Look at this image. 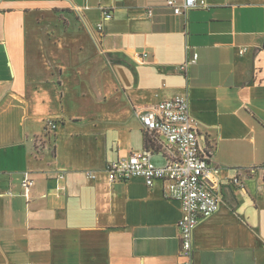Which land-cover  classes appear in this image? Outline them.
Segmentation results:
<instances>
[{
	"label": "crops",
	"instance_id": "0c3cea01",
	"mask_svg": "<svg viewBox=\"0 0 264 264\" xmlns=\"http://www.w3.org/2000/svg\"><path fill=\"white\" fill-rule=\"evenodd\" d=\"M65 11L86 40L59 64L31 27ZM71 93L85 113L69 111ZM177 95L222 177L220 208L195 228L188 258L165 181L106 171L146 147L138 113ZM252 165H264V0H197L182 14L166 0H0V264H264V173L243 171Z\"/></svg>",
	"mask_w": 264,
	"mask_h": 264
},
{
	"label": "built area",
	"instance_id": "2783aa9c",
	"mask_svg": "<svg viewBox=\"0 0 264 264\" xmlns=\"http://www.w3.org/2000/svg\"><path fill=\"white\" fill-rule=\"evenodd\" d=\"M206 4L205 1L202 2ZM197 0H166V7L175 14L196 6ZM105 18L111 17L108 9L103 11ZM150 13L152 10L150 9ZM103 23L98 24V30ZM245 49L242 50V52ZM144 55H137L139 61ZM198 54L186 61L181 69L185 70L192 62H196ZM143 131L149 139V145L131 152L126 157H119L106 166L111 181H126L142 177L148 187L155 181L163 179L168 198L178 199L182 205V216L178 222L181 237L180 256L191 257L193 251L194 231L199 222L216 212L222 202V177L220 168L211 159V151L201 143L196 120L192 117L189 101L185 95H177L158 102L138 113ZM48 128L57 127L55 120H48ZM155 152L165 157L164 165L153 161ZM246 173H264V165H252L243 169ZM90 178L96 174L89 172ZM64 177V175H60ZM233 182L242 184L237 175ZM35 185L31 171H24L21 188L22 195L28 200ZM178 264H191L180 261Z\"/></svg>",
	"mask_w": 264,
	"mask_h": 264
},
{
	"label": "rangeland",
	"instance_id": "374dc122",
	"mask_svg": "<svg viewBox=\"0 0 264 264\" xmlns=\"http://www.w3.org/2000/svg\"><path fill=\"white\" fill-rule=\"evenodd\" d=\"M83 23L82 18L73 14L70 11H65L57 16L42 17L39 20V26L31 27V41H33L39 50V53L55 54L57 61L60 64L59 54L61 52L76 53L80 56V50L76 48L80 43L86 40L82 31ZM47 45V46H46ZM89 51V55H92V51ZM84 71V70H83ZM55 74V73H54ZM57 75V74H56ZM86 75V74H85ZM75 86H72L70 90H78L79 83L70 79ZM61 84V81H56V84ZM102 79L98 77L95 72L94 77L89 81L91 88L95 90L101 87ZM86 86V83H84ZM69 88V87H68ZM70 102L68 108L71 113H85L87 110L86 101L75 100L73 93L70 94ZM54 120V119H51Z\"/></svg>",
	"mask_w": 264,
	"mask_h": 264
},
{
	"label": "trees",
	"instance_id": "16d2710c",
	"mask_svg": "<svg viewBox=\"0 0 264 264\" xmlns=\"http://www.w3.org/2000/svg\"><path fill=\"white\" fill-rule=\"evenodd\" d=\"M146 136V135H145ZM149 145V139L146 137V147Z\"/></svg>",
	"mask_w": 264,
	"mask_h": 264
}]
</instances>
